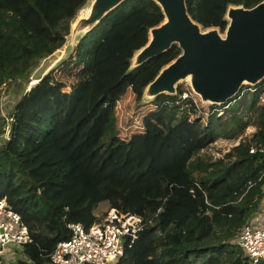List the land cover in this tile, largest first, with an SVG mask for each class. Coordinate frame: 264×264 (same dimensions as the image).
Segmentation results:
<instances>
[{
  "label": "trees",
  "instance_id": "16d2710c",
  "mask_svg": "<svg viewBox=\"0 0 264 264\" xmlns=\"http://www.w3.org/2000/svg\"><path fill=\"white\" fill-rule=\"evenodd\" d=\"M84 1L0 0V86L17 95L0 144V199L31 237L6 264H52L55 243L69 236L67 223L88 228L110 208L135 214L141 224L115 264H250L234 237L264 203V105L257 103L263 83L210 106L205 123L188 118L178 89L158 95L140 131L117 140L116 103L127 91L135 102L178 53L172 45L125 73L161 13L151 0H124L58 67L74 71L68 89L50 74L20 94L39 61L63 42ZM259 1L185 4L193 20L222 30L226 4ZM235 100L241 106L229 109ZM249 125L254 131L247 138ZM235 140L220 156L206 153L216 141Z\"/></svg>",
  "mask_w": 264,
  "mask_h": 264
},
{
  "label": "water",
  "instance_id": "95a60500",
  "mask_svg": "<svg viewBox=\"0 0 264 264\" xmlns=\"http://www.w3.org/2000/svg\"><path fill=\"white\" fill-rule=\"evenodd\" d=\"M123 1L85 0L70 20L63 42L41 59L43 67L29 74L21 94L66 62L78 42ZM151 1L161 19L147 29L144 44L132 51L125 73L172 45L178 53L142 86L136 106L152 103L161 94L176 95L183 81L201 105L221 106L234 100L243 87H255L264 80V0L251 7L226 4L222 30L193 20L185 0ZM118 258L105 264H115Z\"/></svg>",
  "mask_w": 264,
  "mask_h": 264
},
{
  "label": "built area",
  "instance_id": "2783aa9c",
  "mask_svg": "<svg viewBox=\"0 0 264 264\" xmlns=\"http://www.w3.org/2000/svg\"><path fill=\"white\" fill-rule=\"evenodd\" d=\"M262 83L264 86V80ZM254 89L255 87H243L238 97H241L243 92H253ZM10 121L9 117L8 122ZM253 131L254 128L251 133ZM245 134L246 131L243 135ZM235 142L230 143V147L237 144V140ZM257 216L250 218L240 227L234 237L235 245L243 251L251 263L264 258V206ZM66 227L69 230L68 238L56 242L49 254L52 264H105L112 261L122 255L125 246H130L141 224L135 214L121 213L110 208L100 223H93L88 228H84L79 223H67ZM29 243L31 237L26 225L1 198L0 264L11 262L15 249Z\"/></svg>",
  "mask_w": 264,
  "mask_h": 264
},
{
  "label": "rangeland",
  "instance_id": "374dc122",
  "mask_svg": "<svg viewBox=\"0 0 264 264\" xmlns=\"http://www.w3.org/2000/svg\"><path fill=\"white\" fill-rule=\"evenodd\" d=\"M41 64H43V60L39 61L37 66L31 71V74L37 73V71H39L43 67L41 66ZM60 69L61 68H57L56 70L51 72V75L54 78H59L63 82H65L67 85V87H65V90H66L69 88L68 87L69 84L74 82V75H73L74 71L71 70L68 72H64V70H60ZM177 89H178L180 98L187 99V106H188L187 108H188V113H189L188 118L191 119L193 117L198 116L200 117V121L202 123H205L206 116L209 111V106L200 104V102L198 101V98L196 96H193L188 91V87L185 81L179 83ZM183 95L185 96L182 97ZM133 98H134L133 94L130 91H127L125 95L116 103L115 117H116V128H117V137H116L117 140L125 141L126 139H128L131 133L140 131L139 125L141 123L142 117L150 109L153 108V105L151 103H145V104L136 106V103L134 102ZM16 99H17V95L13 93L11 90H9L6 84L4 86H0V144L5 139L7 123L9 120L10 112H11L13 104L16 102ZM238 103H239V100L233 101L230 104L229 109L233 110L236 106L237 108H239L242 102H240L239 104ZM257 103L260 105H264V88L263 90L260 91L258 95ZM216 107H219V106H216ZM218 114L221 115V113H218ZM252 128L254 127H252L251 125L246 127L245 131L247 134H245V136L247 138L250 135ZM229 148H230V144L224 141H216L206 151V153L214 157H217V156L222 155ZM263 206H264V203H263ZM102 207L103 205H101V208ZM106 208L107 207L102 209L99 212V214L102 212H105L107 210ZM250 264H253V263L250 262Z\"/></svg>",
  "mask_w": 264,
  "mask_h": 264
},
{
  "label": "crops",
  "instance_id": "0c3cea01",
  "mask_svg": "<svg viewBox=\"0 0 264 264\" xmlns=\"http://www.w3.org/2000/svg\"><path fill=\"white\" fill-rule=\"evenodd\" d=\"M263 190H264V187H263ZM258 214H259V213H258ZM258 214H257V215H258ZM257 215L255 214L254 217H256ZM254 217H253V218H254Z\"/></svg>",
  "mask_w": 264,
  "mask_h": 264
}]
</instances>
